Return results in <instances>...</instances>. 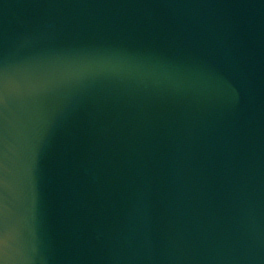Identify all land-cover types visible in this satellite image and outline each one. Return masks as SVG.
Here are the masks:
<instances>
[{
  "label": "water",
  "instance_id": "obj_1",
  "mask_svg": "<svg viewBox=\"0 0 264 264\" xmlns=\"http://www.w3.org/2000/svg\"><path fill=\"white\" fill-rule=\"evenodd\" d=\"M0 264H264V0H0Z\"/></svg>",
  "mask_w": 264,
  "mask_h": 264
}]
</instances>
